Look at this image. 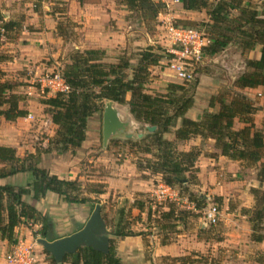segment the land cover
<instances>
[{
	"label": "trees",
	"instance_id": "obj_1",
	"mask_svg": "<svg viewBox=\"0 0 264 264\" xmlns=\"http://www.w3.org/2000/svg\"><path fill=\"white\" fill-rule=\"evenodd\" d=\"M41 1L34 0L36 10ZM52 1L57 4L55 6L63 4L64 7L52 8L51 14L57 12L59 16L68 19L70 25L79 27L77 23L69 21L65 0ZM180 1L185 10H205L210 27L214 30L212 43L205 49L209 55L219 52L230 43L238 45L245 55L260 46L259 58L246 59V71L237 76L232 88L209 99L208 109L202 112L199 119L186 116L194 103L197 79H194L190 88L186 87V83H169L163 93L150 91L146 87L151 77L150 68L159 65L161 58L152 46L139 51L135 64L122 56L116 62L105 61L107 54L104 49H74L68 53L59 70L70 87L69 91L56 92L40 99L45 114L56 126L54 135L48 138V145L43 149L45 152L54 150L58 153H74L85 139L88 118L101 112L108 100L128 104L130 113L138 122L156 127L152 132L144 127V134L137 141L127 140L131 153L150 155L138 158L136 167L159 176L163 184L176 188L178 196L185 197L192 204L191 209H178V203L171 200L165 205L159 204L164 208L156 209L157 227L163 234L162 243L172 240L170 232L171 229H176L178 222L184 225L189 217H196L195 211H201L206 206V196L190 188L198 185L196 161L201 151L197 147L188 151L180 150L178 143L194 137L213 139L222 156L239 161L241 166L254 167L258 181L264 183V128H259L254 123L255 113L264 108V4L258 9L245 3L247 0H217L212 4L207 0ZM116 2L126 6L129 18L142 21L146 30L151 29L157 16L165 10V3L161 0ZM231 12H234L233 15ZM20 28L19 21L4 20L0 13V38H10ZM56 29L60 36L67 37L60 21ZM3 75L0 70V117L14 121L26 116L27 111L19 106L21 98L13 90L15 84L3 79ZM257 87L262 88V104L243 92L244 89ZM236 121L241 127L235 128ZM170 133L174 135V139L164 137ZM36 152L19 157L15 148L0 145V162L7 166L0 169V178L19 172H27L31 177L23 186L0 185V239L9 243L14 242L15 229L21 224H38L40 227L34 231L35 236L48 241L57 238L51 217L26 202V196L37 200L50 191L62 196L68 203L90 202V198L77 193V181L59 178L38 166L40 152ZM251 193L256 204L251 211L242 208V213H250L251 239L259 242L264 235L256 234L255 227L264 219V191L252 188ZM132 207L141 214L146 209V201L135 199ZM150 208L151 206L147 209L148 217L151 215ZM102 215L112 236L145 233L135 232L129 224L123 222L126 215L124 208L118 210L115 221L107 220L103 211ZM44 252L48 255L49 264H122L112 238L109 239L107 252L80 247L74 253L66 254L61 263H56L48 252ZM166 259L171 260L168 264L198 262L190 256Z\"/></svg>",
	"mask_w": 264,
	"mask_h": 264
},
{
	"label": "crops",
	"instance_id": "obj_2",
	"mask_svg": "<svg viewBox=\"0 0 264 264\" xmlns=\"http://www.w3.org/2000/svg\"><path fill=\"white\" fill-rule=\"evenodd\" d=\"M66 1V14L73 22H77L80 28V37L78 40H69L67 37L64 38L58 34L56 26L62 17L57 12L51 14L52 6L56 5L52 0H42L37 10L34 8V0H0V13L3 15L4 20H16L21 24V28L16 34L10 38L5 36L0 38V70L4 73L3 79H7L8 81L16 79L18 76L24 74V70H31L33 67L36 71H39L41 65H44L42 63L43 59L48 61L52 60L53 63H56L58 60H61L60 58L67 57L68 53L74 49H104L108 55L109 52L113 53L116 49L124 50L128 45L134 43L135 40L131 39V19L128 16L129 11L126 6L118 4L116 0ZM162 15L164 18L167 14L162 12L160 13V17ZM238 51H240V48H238ZM246 55L251 59L259 58L260 46H256ZM43 56L44 58H41ZM38 62L39 64L35 65ZM155 68H158V66ZM20 70L23 73H19ZM152 75L146 85L150 91H152V88H158L160 86L157 85L160 83V80L152 82L154 79ZM237 76L233 78L231 84H233ZM167 77L169 76L167 75ZM173 77L175 78L176 76L173 74ZM175 82L178 83L177 81ZM217 88V86H215V89L209 88V94H216ZM199 89L198 86L197 90ZM261 91V87L243 90L249 97L256 99L259 104H262ZM15 92L18 93L17 91ZM28 92L29 90L26 91V93ZM20 98L19 106L26 109V116L19 117L14 121H7L0 117V145L15 148L17 156L23 157L26 153H36L37 149H42L38 153V166L47 169L51 174H55L59 178L77 180L83 184L86 182H96L100 178L97 176L98 173L92 172L93 168H102L103 166L112 164L113 172L111 174H103V177L101 176V183L105 184L104 189L108 188V191L111 188L115 191L117 189L119 195H125L119 196L124 197V200H127L131 204L127 208L126 206L119 208H124L125 214H127L129 209H131L130 212L133 211L132 203L136 199L135 193L147 192L153 196L161 186L165 185L159 176L151 175L149 171L138 170L136 167L137 157L134 155H137L139 158L145 156L150 157V155L143 153L133 154L128 147L126 148L122 162L118 161V159H113L112 162L107 155L110 145H103L102 122L101 127H99L95 116L88 118L85 139L80 148L76 149L74 153H58L54 150L52 152L49 151V153L45 152L43 151L47 147L45 142L40 144L41 147L26 144L25 139L28 133L22 128L23 124L32 123L30 128L32 132H37V134L39 132L41 134L46 132L48 138L54 135L56 126L51 122L50 117L44 113L43 104L36 103V100H33L30 96ZM114 103L119 104L117 102ZM120 105H123L122 109L116 107L119 117L121 119L125 117L126 119L124 118V120L129 122L126 131L122 135L129 140L132 137L131 130L142 126L144 127L145 124L138 122L134 118L129 111L128 104ZM205 109H208L207 100L197 105V101L194 99V103L188 109L186 116L191 119H199ZM28 114H31L33 117L40 116L42 119H45L43 116H46V121H40L39 119L38 121H33V117H27ZM46 122L49 123L50 130L48 128L47 131H44L42 126ZM254 123L257 127L264 128V108L255 113ZM239 127H241V124L236 121L235 128ZM127 133L131 134V136L126 137ZM139 133L143 135L140 130ZM139 133L137 134V138H140ZM119 134L121 133H117L111 138L114 139ZM164 137L174 139V135L171 133L165 134ZM125 146L114 145L113 150L116 147L122 148ZM127 146L129 145L127 144ZM194 147L199 148L201 151L196 161V166L198 167V186L202 190L201 194H204L207 198L217 197L221 207L230 214L236 213L241 208H251L253 205L251 189L256 187L264 189V183H260L255 176L256 171L250 172L253 176L251 180L241 178L239 169L242 166L240 162L222 156L220 151L215 147L213 139L194 137L188 141L178 143L180 150L188 151ZM84 160H87L88 164L83 162ZM6 167V164L0 162V169ZM86 167L91 171L89 176L84 174L83 170ZM101 170L103 171V168ZM139 173L142 175H139ZM30 179L29 173L19 172L0 178V185L23 186ZM79 195L88 198L92 197L91 195H82L81 193ZM28 197L25 199L26 202L51 217L57 238L70 235L81 229L94 209H91L92 204L90 205L89 202L68 203L63 200L62 196L50 191L46 192L43 197L37 200L30 196ZM179 200L181 198L176 196L175 201L177 202ZM102 211L103 205H101V215ZM144 212H141V214H145L148 221L147 211ZM241 217L245 218L246 216ZM104 221L106 223L105 219ZM148 224H144L139 230L145 232L143 235L118 237L109 234V238L114 240L116 251L122 264H163V259L167 257L188 256L192 250H198L201 246L200 243L202 241L186 238L187 234L179 222L176 226L178 230L175 233L176 237L168 243H162L163 234L159 228L157 230L153 227L155 230L152 231L150 224ZM228 224L231 229L235 227L233 222H229ZM39 227L40 225L38 224H21L15 229L14 242L9 243L6 240L0 239V264H7L5 255L19 242L25 245L33 244L36 259L39 264H49L50 260L48 255L44 252L43 247L36 242L39 236L34 235V231L38 230ZM146 229H149V231ZM107 230H109L108 227Z\"/></svg>",
	"mask_w": 264,
	"mask_h": 264
},
{
	"label": "rangeland",
	"instance_id": "obj_3",
	"mask_svg": "<svg viewBox=\"0 0 264 264\" xmlns=\"http://www.w3.org/2000/svg\"><path fill=\"white\" fill-rule=\"evenodd\" d=\"M166 1L168 4L165 5V10L163 12L167 14L165 15L166 17L163 18V15L160 17L159 14L157 16V19L153 23L151 29L146 30L145 24L142 21L132 18L131 39L135 40L134 43L128 45L127 48H125L124 50L116 49L115 51H113V53L109 52L107 57L105 58V61L116 62L117 58L122 56L125 58H129L131 63L135 64L137 62L139 51L141 49L142 50L145 49L146 47L152 46L154 50L157 53H159V55H161V58H160V64L157 65L158 68H155L156 66L150 68L151 75L153 73L152 76L154 78L152 82L156 80L157 81L160 80V83L157 84L160 86L158 88H152L151 90L153 92L163 93L166 90V86L169 83H176L175 81H177L178 84L186 83L185 84L186 87L190 88L194 79H197L198 80L197 87L199 86L200 89L197 90L196 88L194 93V99H196L197 105H200L202 104L203 101L205 100L209 101L211 97L216 96L219 93H223L229 88H232L233 84H231V81L233 80V78L246 71L245 61L248 58V56L242 53L241 50L238 51L239 48L238 45L234 43H230L224 49L220 50L219 52L213 55H209L207 52H205L202 63L198 66L196 70V76L190 82L182 81L180 79H177L176 77L174 78L173 73L170 70L166 69L168 60L172 57V55L167 53L165 50V48L168 45V42H167V36L165 35L166 30L164 29V22L169 21L170 23H173L175 25H182L186 27H200L210 37L211 43H212V33H214V30L211 29L210 27V23H209L210 21L205 10L188 11L183 8L181 1L179 3H175L172 0H166ZM207 1L210 4H212L215 3L217 0H207ZM245 3L252 5V7H256L260 9L264 4V0H247L245 1ZM57 7L62 9L64 5L59 4V6H55V5L52 6V8H57ZM233 13L234 12H231V15H233ZM59 21L62 23V27L65 30L67 39L78 40V38L80 37V28L70 25L68 19L64 17L60 18ZM69 21L72 20L69 19ZM41 58H44V56ZM60 59L61 60L60 61L58 60L56 63H53L52 60L48 61L43 59L42 63H44V65L43 66L41 65V67L43 68L40 67L39 71H36L34 67L31 70H24L23 75L18 76L16 79L10 80V82L15 84L13 90L17 91L18 92L17 94L20 97H29V96L32 97L33 100H36L35 101L36 103L37 102L40 103V99H42L43 97L54 95V93L48 91V89L39 88L37 77L42 76L46 73H50L52 71L60 70V67L63 61L66 59V57ZM38 64L39 62L35 63V65ZM160 72H165V73L160 74ZM238 72L241 73L239 74ZM19 73H23L22 70H20ZM162 75L164 79L162 78ZM167 75L170 78L167 77ZM168 81H174V82H168ZM215 86L218 87L217 93L209 94L208 89L209 88L215 89ZM28 90L29 92L31 91L30 95L26 93V91ZM114 106L117 107L118 109L123 108L122 107L123 105L121 106L120 104H116V103H114ZM102 111L96 112L92 115L97 118V123H99V127H101V122H102ZM43 117H45V119H42L40 116L38 117L34 116L33 121H38V119L40 121L43 120L46 121V116ZM124 118L125 117H122L123 120ZM46 123H43L42 126L44 131H47L48 128L50 130L49 123L47 124ZM31 125L32 123L29 124L26 123L22 125L24 131L28 133V136L25 139L26 144H30L32 146L35 145V147H41L40 144L45 142L48 145L47 143L48 135L46 134V132H43L42 134L40 132L38 134L37 132H32L30 130ZM144 127L142 126L140 128H134L131 130L132 137L130 140L132 142L138 140L137 134L139 133V130L144 134V129H143ZM127 140L128 139L123 137L122 133L117 135L116 138L114 139L110 138L108 140L109 143H107V146L110 145L109 146L110 148H108L107 155L109 159L112 160V162L113 159L114 160L118 159V161L122 162V159L124 158V155L126 153V148H128L127 144L129 145V142ZM114 145H119V146L126 145V146L122 148L116 147L115 150H113ZM36 151L41 152L42 149H37ZM134 156H136L137 159L139 158L137 155ZM83 162L88 164L87 160H84ZM102 168L103 171L101 170ZM102 168L96 167L92 169V172L98 173L97 176L100 177L99 179H97L98 181L96 182H86L83 184L82 182L75 180L78 183L77 193L78 194L81 193L82 195H91L92 197H89L90 198L89 204L90 205L92 204L91 209L94 208L93 204H97L95 202L98 201L99 204L103 205V211L106 218L109 221L111 220L114 221L117 218L116 214L118 209L122 206L123 207L126 206L127 208L130 203L127 200H124V197H119L121 194L119 195L117 193L118 191L117 189L116 191L113 190V188H111V190L109 191L108 188L104 189L105 184L101 183L103 177L102 175L105 173L111 174L113 172L112 164H110L109 166H103ZM83 171L84 174L88 176L91 172L88 167L84 168ZM252 171H256V169L254 167H250L247 165H244L239 169L241 178L247 180L248 179L251 180L253 178V176L250 173ZM139 175L142 174L139 173ZM190 188L193 190H197L199 193H201L202 191L198 185L192 186ZM256 188L259 189L260 187H256ZM173 189L176 191V194L178 196L177 189L176 188ZM260 189L264 191V189L262 188ZM259 194H261V192ZM123 195L124 194H122L121 196ZM134 195L136 199L146 201L145 212L147 211L148 207L151 206L150 208L151 215L149 216V219L147 221V216L145 214L143 215L139 214L138 210L133 207V211L130 212L131 209L127 211V214L123 218V222L129 224V226L135 232H138L144 224L149 223L151 226V230L154 231L155 229L158 228L156 227L157 219H158V212H156V209L158 210L164 209L161 206L168 203L169 200L167 198H160L159 200H157V198H155L154 195L152 196L150 193L147 192L135 193ZM26 197L29 198L28 196ZM26 197L24 198V200L26 199ZM258 197L260 198L261 196L258 195ZM180 198L181 200L177 201L178 204L176 205V207L178 209H191L190 206H192V204H190L189 206V202L186 200L185 197H180ZM160 203H164V204H160ZM209 204H214L219 209L218 220L215 224H209L203 218V210ZM255 204H256V200L253 196L252 207L246 209L251 211V209L254 208ZM204 208L201 211H195V213H197L196 217L194 218L189 217L187 219V222L184 225H182L185 233L187 234L186 238L192 240L197 239L202 241L200 243L201 246L199 247V249L192 250L188 255V257L190 256L191 258L196 259L198 261L194 264H264V236L262 241L259 242L251 239L252 230H251V223L249 221L250 213H248L249 215L242 213V208L234 214L227 213V211L221 207L220 201L217 200L215 197H210V198L206 197V206ZM241 216H246V217L244 218ZM227 220H231V221L227 222ZM229 222H233L235 224V227H233L232 229L229 228L230 227V225L228 224ZM153 227H155V229ZM149 229L146 230L149 231ZM176 232H178L177 229H171L170 235L172 239L176 237L175 236ZM255 233L256 234L262 233L264 235V219L261 221V223H258L257 227H255ZM170 262H171L170 259H163V263L168 264ZM36 264H39L37 259H36Z\"/></svg>",
	"mask_w": 264,
	"mask_h": 264
},
{
	"label": "built area",
	"instance_id": "obj_4",
	"mask_svg": "<svg viewBox=\"0 0 264 264\" xmlns=\"http://www.w3.org/2000/svg\"><path fill=\"white\" fill-rule=\"evenodd\" d=\"M165 5L168 3L161 0ZM179 3L180 0H172ZM168 45L166 52L172 57L168 60L167 69L170 70L178 79L190 82L194 79L198 66L202 63L205 49L211 44L210 37L200 27H186L175 25L169 21L164 22ZM39 88L48 91L66 93L69 85L62 78L60 71H52L37 77ZM31 94V91L28 92ZM32 118L31 114L27 115ZM155 198H167L176 200V192L173 188L163 185L154 194ZM219 209L214 204H209L203 210V218L209 224H215L218 220ZM7 264H36V255L33 244L25 245L22 242L15 244L12 250L5 255Z\"/></svg>",
	"mask_w": 264,
	"mask_h": 264
},
{
	"label": "water",
	"instance_id": "obj_5",
	"mask_svg": "<svg viewBox=\"0 0 264 264\" xmlns=\"http://www.w3.org/2000/svg\"><path fill=\"white\" fill-rule=\"evenodd\" d=\"M113 103L112 100L106 101L102 111V140L104 146L115 134L124 133L129 124L128 121L119 117L118 110ZM145 128L149 132L156 129L155 126L146 124ZM141 135L139 133V137ZM130 136L131 134H126V137ZM109 239L106 223L101 215V205L96 204L90 217L78 231L52 241L39 237L36 242L54 258L56 263H61L66 254L74 253L80 247H92L95 250L107 252Z\"/></svg>",
	"mask_w": 264,
	"mask_h": 264
}]
</instances>
